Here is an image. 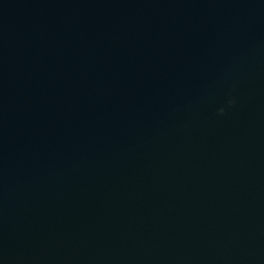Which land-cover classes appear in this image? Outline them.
<instances>
[{
    "label": "water",
    "instance_id": "95a60500",
    "mask_svg": "<svg viewBox=\"0 0 264 264\" xmlns=\"http://www.w3.org/2000/svg\"><path fill=\"white\" fill-rule=\"evenodd\" d=\"M0 264H264V0H0Z\"/></svg>",
    "mask_w": 264,
    "mask_h": 264
}]
</instances>
